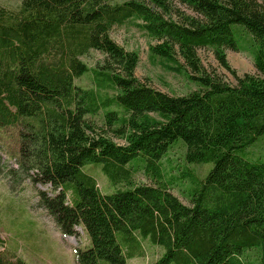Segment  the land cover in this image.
Here are the masks:
<instances>
[{
    "label": "trees",
    "instance_id": "16d2710c",
    "mask_svg": "<svg viewBox=\"0 0 264 264\" xmlns=\"http://www.w3.org/2000/svg\"><path fill=\"white\" fill-rule=\"evenodd\" d=\"M129 21L157 41L152 59L199 88L170 96L140 82L138 55L110 38ZM244 36L256 74L237 76L224 51ZM202 48L234 84L203 67ZM90 50L104 55L92 70L80 59ZM88 71L95 88L77 86ZM100 112L103 127L93 119ZM9 128L17 131L16 168L0 155V179L13 192L26 180L51 187V195L36 190L37 207L61 234L81 227L89 240L74 250L76 264H126L139 239L162 247L153 264H246L240 256L251 249L264 264V154L250 151L264 141V0L0 5V131ZM178 143L186 163L211 164L192 179L189 205L161 181L160 160ZM86 168H97L112 191L102 193ZM138 172L157 183L135 184ZM2 245L0 237V264H28Z\"/></svg>",
    "mask_w": 264,
    "mask_h": 264
},
{
    "label": "rangeland",
    "instance_id": "374dc122",
    "mask_svg": "<svg viewBox=\"0 0 264 264\" xmlns=\"http://www.w3.org/2000/svg\"><path fill=\"white\" fill-rule=\"evenodd\" d=\"M128 0H110L111 3H121ZM142 1V0H138ZM20 0H0V5L16 8ZM187 14L185 7L179 6ZM135 23L129 21L121 26H115L110 32V38L126 51H133L138 55V62L134 69V76L143 83L166 93L170 96H183L196 89L198 85L190 81L184 74H177L166 70L157 59H152L149 47L157 43L145 31L139 29ZM254 47L249 37H241L236 51L226 49L225 59L237 76L256 74L253 65ZM197 55L203 67L221 76L224 81L234 84L232 74L221 67L211 48L197 50ZM104 58L99 51L90 50L80 59L89 70L97 68ZM181 62V60L179 59ZM82 88H95L90 71L74 80ZM111 94V90L105 91ZM104 93V92H101ZM98 126L103 127L102 113L93 118ZM118 144L123 141L113 138ZM261 146V147H260ZM250 151L254 155L264 154V141ZM18 152L17 131L13 128L0 131V155L6 165L16 168L15 153ZM185 148L175 144L161 161L163 183L178 200L190 204L189 192L193 187L192 179L205 177L211 164L190 165L184 161ZM90 167V166H87ZM85 171L95 177L99 190L109 193L112 187L106 177L97 168H86ZM135 184H156L157 182L138 172L133 176ZM49 185H32L26 180L13 192L7 181L0 179V237L3 240L1 249L15 257L23 259L28 264H76L74 250L85 249L89 245L87 235L81 227H75L74 235H63L56 228L52 219L44 210L37 207L36 190L52 194ZM163 252L162 247L150 244L147 240L139 239V253L127 259L126 264H153ZM259 251L251 249L244 252L240 258L246 264H259ZM98 264H106L101 261Z\"/></svg>",
    "mask_w": 264,
    "mask_h": 264
}]
</instances>
